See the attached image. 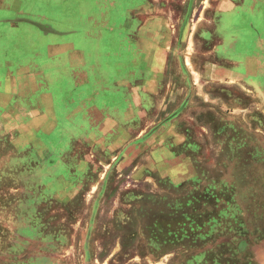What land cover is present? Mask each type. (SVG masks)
Listing matches in <instances>:
<instances>
[{"label": "rangeland", "instance_id": "rangeland-1", "mask_svg": "<svg viewBox=\"0 0 264 264\" xmlns=\"http://www.w3.org/2000/svg\"><path fill=\"white\" fill-rule=\"evenodd\" d=\"M252 2L0 0V54L36 60L0 61V74L29 75L31 101L51 105L0 116V264H264L250 228L248 259L240 237L202 234L203 210L227 215L241 193L264 211V191L230 188L241 145L264 152V1ZM129 14L148 44L123 74ZM71 47L93 55L90 84Z\"/></svg>", "mask_w": 264, "mask_h": 264}, {"label": "crops", "instance_id": "crops-1", "mask_svg": "<svg viewBox=\"0 0 264 264\" xmlns=\"http://www.w3.org/2000/svg\"><path fill=\"white\" fill-rule=\"evenodd\" d=\"M44 1L46 0H40V2H44ZM59 1H63V0H59ZM252 1L253 2L251 5V11L258 13L259 10L258 11L255 10L256 5H254V2L259 1V0H252ZM261 1H264V0H261ZM239 6L240 5L237 4L235 8L237 9ZM241 8H244V6ZM221 10L222 9H220V11ZM225 11L227 12V10ZM23 12L21 11L20 16H23V14L26 15V13H23ZM27 14L29 15L28 12ZM108 14L110 13L109 12L102 13L99 16V18L104 20V17ZM233 14H234V11H230L229 17H232ZM134 19H137V18L134 17ZM14 21L15 20L13 21L10 20L9 23L13 25L19 24ZM124 21L125 22H123L122 24H118L119 26H121V28H116V31L122 32L121 38L117 40L118 45L121 47L122 50H125V52L127 53L125 54V59L122 56L123 57L122 63H121L122 69L119 68V71L123 74H125L124 72L131 73V71H135V70H131V65L140 63V62L142 63V61L144 60L143 57H145L144 48L148 44V40L146 39L147 36L145 34L146 28H148V26H146L147 25L146 23H143V24H138V23L136 24L135 22L133 23V20L131 19L130 14H129V20L127 21L124 19ZM89 24H92L93 26H96V27L99 26V23L97 22V18L91 19V22ZM222 27L220 26L219 29L221 30ZM132 32H138V35H135ZM149 44L152 45L150 42ZM94 45H95L93 46L94 49L98 47L96 44ZM67 53H68L69 59L73 61L72 62L71 60H69V62H71L70 64L73 66V69L78 70V72L75 74L80 75V76L82 75L81 77L79 76V78H76L77 84L80 86H85L87 84H90L88 81L90 76L89 75L83 76V75H86V74H89L90 72H94L98 70V68L95 67L93 63L91 62L92 58H88L89 56L93 57V55L92 54L85 55L84 54L85 52L78 50L76 47H71L70 49H68ZM47 54L51 57V59L58 58L59 56L58 54H54V52L50 54L49 51ZM86 56L88 57L86 58ZM8 58L7 56L0 54V59H1L0 61L4 62L5 65H8V63H12V64L14 63L15 64L33 63L35 65V62H36L35 58L26 59V58L19 57V56H15L14 57L15 59L10 58L8 60ZM255 63L257 67V70L255 71V73L258 78L263 73L262 71H259V69L262 68V63L259 60H257ZM38 67L39 66L37 65V68ZM38 69L40 70V67ZM37 89H38V85L34 82L33 78H29V75L25 77L17 76L13 78V77H9V75L6 72H4V74H0V116L5 115V114L6 116H9L10 112H13V110L19 111L20 107H22L26 110L38 109V110H42L43 113L48 112V116L50 117V113H51L50 106L51 105L49 102L48 104H45L44 102L41 103L40 99H38L39 101L37 103L38 105L35 106L34 102H36V99L34 101H31V96H33L32 99L35 97L34 95ZM252 90H253L252 91L253 93L254 92L256 93V96L260 94L259 92L260 90H258L256 87H253ZM82 91H84V89L80 88V91H79L80 94L83 93ZM129 92L131 91L129 90ZM23 97L26 98L27 103H23L24 101ZM91 97L92 98H90L91 99L90 103H92L94 99L93 95ZM93 107H95V105L88 106V105L79 104V109H83L84 112H88V113L92 112L90 110H93L94 109ZM257 110L264 112V107L257 108ZM90 116H91V119H93L91 114ZM48 125H50L49 122H48ZM246 150H248L247 147L245 145L244 146L241 145L240 151L236 152L238 156L241 159H243V161H241L240 166H238L239 171H237L238 170L237 169L236 170L237 172L235 171L236 173H234V177L236 178V184H233V187L235 188V190H237L238 188L239 191L246 190V191H252V193L255 191L257 192L264 191V182L260 183L257 180V177H260L262 180H264V152H260L259 150H257V153H255V150H252V152H250L249 155H246L247 154L245 153ZM244 160H248V162ZM233 187H230V188L232 189ZM240 199L241 201L239 199L237 200V201H240L239 207L242 209V211L243 210L245 212L247 211L250 214L248 219L251 218L250 222L254 225L252 227V235L250 238L252 239L254 238L256 240L258 238H261L263 239L262 242H264V232L261 234H259V232L258 233L256 232L257 230L259 231L260 227L264 224V220H263L264 211H263V214L260 213L261 208L259 211L258 209L259 204L256 206L255 205L252 206L251 204L248 205L247 203H245L244 196L242 193L240 194ZM259 217L261 218L259 219ZM262 230H264V226H262ZM253 246L254 245L250 244V251L248 252L251 255V258H254L255 256L253 252V249H254Z\"/></svg>", "mask_w": 264, "mask_h": 264}, {"label": "trees", "instance_id": "trees-1", "mask_svg": "<svg viewBox=\"0 0 264 264\" xmlns=\"http://www.w3.org/2000/svg\"><path fill=\"white\" fill-rule=\"evenodd\" d=\"M248 149V148H247ZM243 161V159L240 160V162ZM247 161L248 160H244ZM214 188H216L214 186ZM213 188V189H214ZM234 191L235 188H232ZM204 190L206 191V187H204ZM209 202V201H208ZM208 204H217L216 202L211 203L209 202ZM197 205L198 204H194ZM214 206V205H213ZM217 207H220L219 205H215ZM229 213L225 215L224 213L221 212V210L215 212V216L210 217V214H206L203 210V216H202V222H203V227H202V234L204 237H207L209 233L214 236H219V237H229L233 239H237V237H240L239 240L234 242V245L237 246L238 250H236L237 258L240 259H248L251 258V255L248 253L250 251V241L244 236H240L241 228L243 229L244 226L247 228H250L252 230V227L254 226L250 220L248 219L250 214L246 211H242L241 208L238 207H232L229 208ZM248 216V217H246ZM210 218V220H208ZM261 217H259L260 219ZM196 219V218H195ZM248 219V220H246ZM264 220V218H263ZM195 221V220H194ZM196 224L199 223V221H195ZM264 226V224L262 225ZM262 226L260 227L259 231L257 230L256 232L259 234L263 233L264 230H262ZM190 228V227H189ZM189 228H187V232L190 231ZM178 231H185L184 228H176ZM192 230V228H191ZM261 239V238H259ZM240 244V245H239ZM242 244V245H241Z\"/></svg>", "mask_w": 264, "mask_h": 264}]
</instances>
